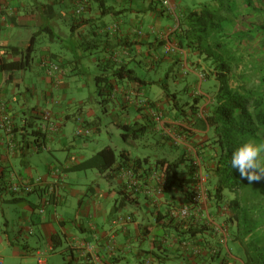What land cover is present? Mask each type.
<instances>
[{"label":"crops","instance_id":"obj_1","mask_svg":"<svg viewBox=\"0 0 264 264\" xmlns=\"http://www.w3.org/2000/svg\"><path fill=\"white\" fill-rule=\"evenodd\" d=\"M77 1L0 0V60H20L4 47L24 49L32 35L38 34L37 45L28 69L23 72L0 73V106L5 107L14 125L11 136L0 127V233L5 237L7 244L12 246L11 257L14 258L15 255L28 259L36 250H41L36 247L43 245L45 248L41 251L49 253V258L56 251L59 252L64 264H92L82 249L75 248V245L84 241H92L103 264H145L147 261L149 264H244L242 247L224 233L227 231L223 223L227 216L225 205L216 208L208 200L203 206L204 212H200L190 202L186 190L172 189L157 194L155 187L158 186L157 177L160 176L158 170L149 172L146 171L147 166L144 167L139 176L135 174L138 187L131 190L126 188L127 179L123 178L124 168L121 167L105 173L91 169L97 172V180L86 184L82 190L77 189L75 185L82 176L75 174L74 180H70L71 173L84 171L85 177L87 176L86 170L75 169L77 165L105 147L112 148L105 144L106 146L94 150L95 152L89 156L72 152L79 147L88 150L89 145L86 142H89L91 134H101L100 119L95 120L96 117L93 119L95 113H90V109L86 108V100L89 97L100 106L103 105L102 111L105 114L111 111L115 116L112 121L113 136L123 140L121 137L123 126L145 127L140 128L139 135L135 137L137 138L146 133L147 129H151V123H157V118L153 116L152 109V103L155 101L145 93L147 85L155 82L141 78L136 69L146 66L153 70L164 61L173 64V60L176 63L181 57L183 58L181 67L186 68L193 77L199 79L195 69L200 70L201 67L204 69L196 55L185 50H178L170 55L171 58L158 54V48H163L164 43L160 41V35L176 31L185 11L174 0L171 2L175 8L173 14L168 12L161 0H90L86 11L79 14L76 11ZM236 3L239 5V19L241 14L249 15L245 17L246 19L256 15L257 22L250 23L245 20L241 22L240 30H236L249 34L243 41L236 42L233 46L242 59L235 65L232 76L234 81L231 82L235 87L239 84L246 89L252 88L264 97V30L255 34L249 30V27L264 26V0H236ZM245 3H250L255 10L247 8ZM45 5L51 6L54 11L45 12L43 9ZM107 7H112L111 14L102 13ZM113 25L116 26L115 31H112ZM33 30L36 32H32ZM22 31L27 33L22 34ZM43 35L48 36L47 41L42 39ZM41 39L43 41H39ZM51 64L56 65L58 70L54 71L52 76H48L47 67ZM33 67L38 69L34 73L38 78L36 82L38 86L34 84L33 78L26 76ZM121 67L132 70L134 73L132 76L139 80L125 75L120 79L112 77L113 71ZM99 76L107 80L109 87L103 89V92L96 84V77ZM168 77L169 75L165 74V79ZM204 79L213 80V77L204 76ZM160 82L163 80H160L159 84ZM21 85L23 89H20ZM214 88L213 85L209 90L207 85L201 90L198 85V94H201L198 99H201L200 104L204 102L197 113L190 117L194 124L197 123L196 125L191 128L186 126L185 121H190L189 115L185 116V121L181 119L180 124L171 121L172 116L181 112L173 115L171 113L170 117L165 119L167 124L184 128L187 144L181 146L183 152H189L187 156L197 155L195 151L199 150L210 136L205 117L212 104L209 92ZM103 97L104 102L101 103ZM129 107L132 108L131 111ZM116 111L120 112V115L124 114L125 118L116 115ZM46 112L57 126L56 132L41 131L44 127L41 116ZM131 113L134 114L133 117ZM198 115L200 119H196ZM198 120L199 122H196ZM70 121L73 122V128L69 136L65 127ZM158 123L161 131V123ZM81 127L88 133L75 135L76 129ZM31 129L43 135L41 137L43 143L35 142L36 137L30 135ZM152 129L158 131L157 127ZM104 134L108 141L109 131H105ZM21 137H24L26 145L17 151V141ZM130 138L132 136H129ZM261 138L264 142V132ZM79 139L82 140V144L77 142ZM56 150L65 152L66 157L63 162L57 161L53 164L55 170H49L48 175L41 179L53 182L56 176L59 177L62 202L56 207L55 213L48 208L43 215H36L37 203L45 197L44 191L38 189L35 193L14 194L9 188L11 185L28 184L35 179L36 176H32L29 167V159L32 158L30 153L40 151L52 153ZM118 155L124 161L147 158L152 166L157 160L175 159L131 156L124 148L119 149ZM17 163L20 170L15 171L14 165ZM19 203L23 204L24 228L18 229L16 239L18 242L15 246L8 237V222L5 219L2 221L4 218L2 206ZM183 205H188L191 210L186 221L170 217L171 208ZM248 208L255 212L259 224L253 237L264 241V197L260 200H249ZM116 214L129 215L132 222L126 231L116 233L115 248L109 251L107 235L110 232V220ZM90 224L95 225V231H91ZM30 228L31 235L28 234ZM56 234L62 237L64 248L61 244L53 249L51 237ZM28 236L35 239V248L29 246ZM45 264H49L46 258Z\"/></svg>","mask_w":264,"mask_h":264},{"label":"trees","instance_id":"obj_2","mask_svg":"<svg viewBox=\"0 0 264 264\" xmlns=\"http://www.w3.org/2000/svg\"><path fill=\"white\" fill-rule=\"evenodd\" d=\"M35 1L33 0V2ZM212 1L215 4L214 7L199 5L183 11L180 26L174 32L178 49L196 55L197 59L208 65L209 73L206 74V77L212 76L215 86L212 93H210L212 99L211 109L205 118L210 136L196 152L206 177L205 187L208 200L216 208L225 205L227 210V216L223 220L227 236L242 247L244 264H264V241L261 238L256 239L253 237L255 231L259 228V224H257L255 212L248 208L249 200H260L264 197V179L250 183L240 176L238 170L232 169L230 166L232 152L243 141L252 139L256 142H263L261 136L264 132V97L257 94L252 88L246 89L239 84L235 87L232 84L235 65H238L242 59L233 46L236 42L243 41L249 33L235 31L230 34L224 31L225 22L231 20L235 22L239 19V5L236 0ZM244 5L251 10H255L250 3ZM43 9L45 12L54 11L48 5H45ZM103 12L111 14L112 7H107ZM249 30L250 33L255 34V32H262L264 26L249 27ZM37 38L38 34H33L24 49L13 46L4 47L7 52L17 56L20 60H0V73L26 71L35 51ZM123 75L139 80L137 77L132 76L134 75L132 70H126L122 67L114 70L112 77L120 79L123 78ZM96 84L99 86L100 91L109 88L107 80L100 76L96 77ZM102 92L99 94L102 95ZM166 97H168L167 101L170 99L173 101V109L179 110L184 117L189 115V118L192 114L197 113L201 100L196 97L192 100V104L189 105L186 102L187 111L178 105L175 94H172L171 98L170 95L166 94ZM103 102L104 97L101 103ZM140 128L142 127L137 126L134 128V125L131 127L123 126L121 135L123 141L127 142L129 136L135 138L139 135ZM30 135L36 137L35 142L43 143L41 139L43 135H40L36 130H32ZM23 138L21 137L17 141V151H19V148L22 150L26 145ZM122 160L123 158L116 154L112 148L105 147L77 165L75 169H94L99 173H105L110 170H118L121 167L124 169L129 168L134 175L139 176L140 171H144L146 166V171L149 172H154L159 167L158 170L160 169L162 175L165 176L167 184L164 192L180 189L186 190L188 197L191 196V190H193L195 183L191 178L194 173V165L192 164L193 159L188 157L185 152L172 161L157 160L153 163L154 166L149 163L147 158L127 159L126 161L123 160L124 162ZM37 191L38 189H34L30 193ZM229 195H233V197L231 198ZM37 204L39 205L40 202ZM62 242V237L59 234L51 237L53 249L58 248Z\"/></svg>","mask_w":264,"mask_h":264},{"label":"rangeland","instance_id":"obj_3","mask_svg":"<svg viewBox=\"0 0 264 264\" xmlns=\"http://www.w3.org/2000/svg\"><path fill=\"white\" fill-rule=\"evenodd\" d=\"M176 4L182 9H190L197 7L199 5H211L215 6L214 2L212 0H174ZM249 15H244L241 14V19H238L237 21H229L225 22L224 25V31L226 33L232 34L236 30H240L241 28V22H244L247 20L250 23L257 22L256 15H253V17L246 19ZM64 28V27H63ZM64 31V29L62 30ZM32 32H36V30H33ZM22 34L27 33V31H22ZM45 41L48 40L47 35H43V38ZM39 41H43V40ZM253 45V44H251ZM158 54L161 57H170L171 54L168 56L164 54V49L163 48H158ZM195 60V59H194ZM183 63V58L181 57L179 61L177 60L176 63L173 64L171 62H162V64H158L155 69L149 70L146 66H140L136 69V73L141 77L145 78L146 80L153 81L155 83H151L147 85V89L145 90V93L147 94V97H149L151 100L155 101L152 104V109L161 113L162 118L165 120L166 118L170 117V114L172 113H178L179 110L173 109L172 108V103L173 101L170 99L168 101H165L166 94L170 95V98L172 94H175L176 97V102L178 103L179 106L183 110H187L186 102L192 104V100L194 98H198L201 96L198 89V85L201 87V90H204L207 85H209V90L213 88L214 81L212 79L205 80L204 76H206L207 73H209L208 70V65L204 64L203 62L201 63V66H204V69L200 70H194L196 73L199 75V79L193 77L188 71H186V68L181 67ZM187 66L189 65V60H186ZM38 69L36 67H33L31 71L26 73V76L28 78H33V82L36 86L37 82V76L34 75ZM167 72V73H166ZM165 74L169 75L168 79H165ZM163 80V84L159 81ZM201 81V82H200ZM200 82V83H199ZM91 86V85H90ZM23 85H21L20 89H23ZM209 93H212L209 92ZM200 95V96H199ZM91 97L86 100V108L90 109V113H95V116H93V119L98 120L100 119V131L101 134L98 133H92L91 136L89 137L90 139L88 140L89 142H86L89 145L88 150L80 148L77 146L78 144L74 143L75 146L79 147L76 149H73L72 152L75 154H79L82 156H89L90 154H93L95 152L94 150H99L103 146H106L105 144L110 145L114 150L115 153H119V149L124 148L128 151V153L131 156H148L151 159L154 158H165V157H177L180 154L183 153L182 146H176L175 145H169L168 141H170L172 138L167 139L162 135L163 132L159 131V125L158 123H151V129L146 130V133H142L139 137L137 138H130L128 142H124L120 137L117 139L115 136H113V120L115 119V116L112 114L111 111H109L107 114H105L102 110L104 108L102 107L103 105H99L96 103V101L90 100ZM168 98V97H167ZM211 98V97H210ZM98 101V98H96ZM204 101L201 102L199 107L202 105ZM212 103V101H211ZM159 104V105H158ZM113 108V106H110ZM130 109V110H129ZM129 111H131V107H129ZM176 110V112L174 111ZM204 110V109H203ZM188 111V110H187ZM204 112V111H203ZM116 115H118L120 118L124 119L125 115L122 114L120 115V112L116 111ZM133 113H131V117H133ZM174 122L177 123H182L180 121L181 119L184 120V116H182L180 113L179 115H174L171 117ZM197 118V117H196ZM189 120V119H187ZM166 121V120H165ZM201 121V120H200ZM196 122H199L196 121ZM167 128H169L171 131L169 132L170 135L175 136L176 134L178 135V131L180 127L174 128L176 126L172 124H167L165 122ZM185 123L191 126L196 125L197 123L194 124V121L192 118H190V121H185ZM203 124V122L201 121ZM146 126V125H145ZM153 127H157L158 131L153 130ZM73 128V122L70 121L67 126L65 127L67 135L70 136L71 130ZM105 131H109L110 133V139L106 141V135L104 134ZM174 131V132H173ZM79 144H82V140H77ZM31 154V159H29V167L32 170V176H36L35 179L41 178L43 176L48 175V171L50 170H55L53 169V164H56L57 161L63 162L64 158L66 157V153L62 152L61 150H56L55 152L49 153L48 151H40L38 153L33 152ZM52 166V167H51ZM15 171L20 170L19 163L14 165ZM87 176L85 177L84 171L82 172H77V173H71L69 175L70 180H74L73 177L75 178V174H78L82 176V179H80L77 184L75 183L77 189H85L86 184H90L93 180H97L96 171L92 170H86ZM204 175V173H203ZM38 176V177H37ZM104 182H100V184H103ZM11 198V196H10ZM33 198V197H31ZM23 204H6L3 205L2 208L4 210V218L2 221L5 219L8 224H9V229H8V237L9 239L13 242V244L16 246L17 244V236H18V229L24 228L23 224V211L24 209L22 208ZM0 257L2 259V264H35L34 258H33V253L31 256L29 255V258H23V257H16L13 256V250L12 246L7 244L5 237L0 233ZM21 242V239H19V243ZM28 244L30 247L36 246L35 239L33 236H28ZM14 246V247H15ZM62 248L65 247V243L62 244ZM40 248L43 250L45 247L43 245L36 247ZM49 254V253H48ZM46 255V259H48L49 264H64L65 262L62 259V256L59 254V252L51 253L52 256L49 258V255ZM48 257V258H47Z\"/></svg>","mask_w":264,"mask_h":264},{"label":"built area","instance_id":"obj_4","mask_svg":"<svg viewBox=\"0 0 264 264\" xmlns=\"http://www.w3.org/2000/svg\"><path fill=\"white\" fill-rule=\"evenodd\" d=\"M90 0H78L77 1V7L78 10L77 12L80 14L85 11L88 7V3ZM164 5H166L168 12L170 14H173L174 11V6L172 5V0H161ZM116 30V26L113 25L112 31ZM173 31H169L166 33H163L160 35V40L164 41V53L165 54H171L174 52L178 51L177 45L173 42L171 39V34ZM58 67L54 64L49 65L47 67V75L52 76L54 71H57ZM160 114H153L154 117L157 118V120L160 121ZM41 120L43 121L44 127H42L41 131L43 133L50 131V132H56L57 126L54 124V122L51 120V117L49 113H43L41 116ZM163 123H161L162 125ZM0 127L4 130V132L11 136L14 130V125L11 120V117L9 114L6 112L5 108L0 106ZM88 131L85 129L77 128L75 131V135L81 136L83 134H87ZM40 140V139H39ZM38 140V141H39ZM122 176L123 178H126V188L128 190H131L133 188L138 187V181L135 177V175L132 173V171L129 168L122 169ZM197 176V175H196ZM197 179V184L195 187V190L193 192L192 196V201L193 204L197 207L199 211L202 210V206L205 202V193H204V188H203V178L201 175H198L196 177ZM157 183H159V187L156 189V193L158 194L160 191H162V188L165 186V180L160 179L157 177ZM10 191L15 193H21V192H31L34 189H42L45 193V197L43 200L40 202L38 205V208L36 209V215H43L46 209L50 208L54 213L56 210V207L61 204L62 202V197L60 194V185H59V177L56 176L54 178L53 182H47L41 178L33 179L30 181L28 184L23 185V183L19 185H11L10 186ZM190 207L188 205H183L176 207L174 206L173 208L170 209V217H172L175 220L178 221H186L190 217ZM132 222V218L129 215H121V214H116L114 215L111 220H110V232L107 235V241L109 245L107 246V249L109 251H113L115 248V236L118 231H126L127 226ZM91 225V224H90ZM91 231H95V225L92 224L91 226ZM28 234H32V229L30 228L28 230ZM95 235V234H94ZM75 248L82 249L84 251V255L88 257V260L92 264H103V262L100 260L99 256L97 255L96 252V245L92 241H84L80 243L79 245H75ZM46 253L41 250H36L33 253V258L35 260L36 264H45V258H46ZM0 264H2V259L0 257ZM145 264H149V261H147Z\"/></svg>","mask_w":264,"mask_h":264},{"label":"clouds","instance_id":"obj_5","mask_svg":"<svg viewBox=\"0 0 264 264\" xmlns=\"http://www.w3.org/2000/svg\"><path fill=\"white\" fill-rule=\"evenodd\" d=\"M174 32L175 31L172 32L170 37L173 40V42L176 44V41L174 39ZM160 41L164 42L162 40H160ZM162 44H163L162 46H164V43H162ZM178 50H182V49H178ZM174 53H176V52H174ZM171 54H173V53H171ZM165 55H169V54H165ZM153 114H157V115L160 114L159 115L160 116V121L157 120V123L158 122L163 123L161 125L162 129L160 128V130L163 132V136L167 139V141L169 140V138H172L170 141H168V142L171 143V145L181 146V145L187 144V143H185V142H187L186 141L187 140V136L184 135V130H183L184 128H182V126L174 125V126L180 127V128H179V131H178V135L176 134L175 136H172V135L169 134V132L171 130L169 128H167V126L165 125L166 121L162 118L161 113L153 110ZM196 117L198 119L201 118V117H199V115L196 116ZM162 120H164V122H161ZM188 125L186 124L187 127H189V128L192 127L191 125H189V126ZM188 153L189 152H187L186 155H188ZM188 157H191V159H193V163L192 164L194 165V168H193L194 173H193L191 178L195 181L194 186H193V190H191V196L189 195V200L193 204L192 196H193V192L195 190L196 184H197L196 177L198 175H201V177L203 178L202 185H203L204 193H205V202H204V204H205L206 201H208L207 191H206V187H205V178L206 177H205V175H203L200 159L197 157L196 154H194L193 157L192 156H188ZM177 158H178V156L175 157V159H177ZM230 166H231L232 169L238 170L240 176L242 178L247 179V181L250 182V183L253 182V181H260L261 179H264V142H256L255 140H252V139L243 141L232 152L231 159H230ZM158 168L159 167H157V170H158ZM158 171H159V175H160L158 177L160 179L165 180V176L162 175V172L160 171V169ZM157 184H158V186L155 187V189H157L159 187V183H157ZM166 185L167 184H166V181H165V186L162 188V191H160L159 193H163L164 192V189H165ZM204 204H203V206H204ZM203 206H202V210L200 212H204L205 209H204ZM224 233L227 235V231L224 232Z\"/></svg>","mask_w":264,"mask_h":264}]
</instances>
